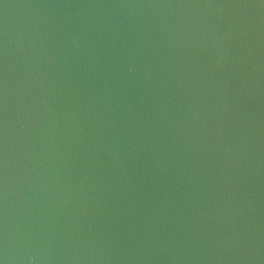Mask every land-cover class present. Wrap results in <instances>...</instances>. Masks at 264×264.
Wrapping results in <instances>:
<instances>
[{
  "label": "water",
  "instance_id": "1",
  "mask_svg": "<svg viewBox=\"0 0 264 264\" xmlns=\"http://www.w3.org/2000/svg\"><path fill=\"white\" fill-rule=\"evenodd\" d=\"M0 264H264V0H0Z\"/></svg>",
  "mask_w": 264,
  "mask_h": 264
}]
</instances>
